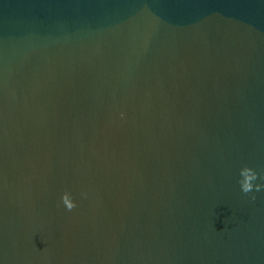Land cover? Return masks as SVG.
Instances as JSON below:
<instances>
[{"label": "water", "instance_id": "95a60500", "mask_svg": "<svg viewBox=\"0 0 264 264\" xmlns=\"http://www.w3.org/2000/svg\"><path fill=\"white\" fill-rule=\"evenodd\" d=\"M244 166L264 0H0V264H264Z\"/></svg>", "mask_w": 264, "mask_h": 264}, {"label": "clouds", "instance_id": "9594fccd", "mask_svg": "<svg viewBox=\"0 0 264 264\" xmlns=\"http://www.w3.org/2000/svg\"><path fill=\"white\" fill-rule=\"evenodd\" d=\"M239 176L240 179L238 180V183L242 193L248 194L250 192H260L264 189V183H254L258 179L264 182V173L258 174L254 169L244 166L239 170ZM250 199L255 201V195L251 196ZM61 201L69 211L76 206L67 192L62 194Z\"/></svg>", "mask_w": 264, "mask_h": 264}]
</instances>
